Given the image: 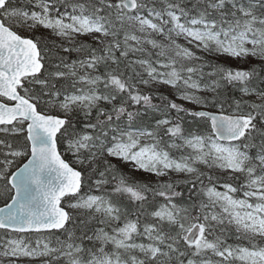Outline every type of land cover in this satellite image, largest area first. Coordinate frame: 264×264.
Wrapping results in <instances>:
<instances>
[{
    "label": "snow or ice",
    "instance_id": "6c2138e0",
    "mask_svg": "<svg viewBox=\"0 0 264 264\" xmlns=\"http://www.w3.org/2000/svg\"><path fill=\"white\" fill-rule=\"evenodd\" d=\"M0 181V264H264V0H0Z\"/></svg>",
    "mask_w": 264,
    "mask_h": 264
},
{
    "label": "trees",
    "instance_id": "16d2710c",
    "mask_svg": "<svg viewBox=\"0 0 264 264\" xmlns=\"http://www.w3.org/2000/svg\"><path fill=\"white\" fill-rule=\"evenodd\" d=\"M20 2L21 3H23L24 2V0H20ZM37 35H43V36H45V37H47V36H49L50 35V33H48V32H44L43 31V29H40L39 31H38V33H37ZM160 39H162V38H160ZM83 41H86V42H89V43H92L90 40H88V39H82ZM93 44V43H92ZM93 46H95V44H93ZM149 51H152V49L150 48V46H148V48H147ZM210 59H211V57H209ZM220 61L221 62H223V63H225L226 65H229V66H231V67H233V68H244V69H251V68H253V67H255L256 69H257V71H259L260 70V65H261V62L260 61H257V60H253V59H248L247 60V62L246 63H244L243 65H241V66H235V65H232V64H230V63H226V62H224L223 60H221L220 59ZM214 62H215V60H214ZM145 91H147L148 89H144ZM152 91H153V94L154 95H157V96H167V97H169L170 99H175L176 100V102L177 103H181V104H184V106L186 107V108H189V109H194V107L193 106H190L188 103H185L184 101H182V100H179V99H177V94H176V92H175V89H173V90H170V91H168V90H164V89H161V88H154V89H152ZM203 94V93H202ZM206 95H209V96H211V94L209 93V94H206ZM229 95H233V96H235V97H239L240 96V93L239 92H232L231 90H230V92L229 93H227L226 94V98H227V96H229ZM154 102H159L158 100L157 101H154ZM228 106H227V104L225 105V108H227ZM209 108H212V107H209ZM213 109H215V108H213ZM190 119V118H189ZM195 128H196V125L194 124L193 125V130H195ZM20 139L22 140L23 139V137H20ZM60 150H61V152L63 153V147H61L60 148ZM65 158L68 160V161H70V162H73V157L70 155V154H67V153H65ZM112 160V159H111ZM112 163L113 164H115L116 166H117V169L119 170V172L120 173H122L125 177H127V178H129V179H135V180H138L139 182H141V183H144V182H149V181H147V180H144V179H142V178H136V177H133L132 175H130L127 171H125V170H123L114 160H112ZM74 166H76V167H79L78 165H75V164H73ZM202 170L203 171H209L207 168H204L203 166H202ZM217 171H218V169L217 170H215L213 173H212V175H213V177H214V179L216 178V177H219L220 179H219V184H221V182L223 181H225L224 179H223V177H221L218 173H217ZM171 179L173 180V181H176V180H178V178H175V177H171ZM168 180V179H167ZM180 180H182V179H180ZM239 183H242V182H240L239 181ZM3 184H4V182L3 181H0V204H2V203H4V202H6V199H5V192H4V188H3ZM218 184V185H219ZM85 190H87L88 191V187L87 186H85V189H84V191ZM177 190H180V191H184L185 192V194H187V188L186 187H182V188H178ZM64 204H65V206L67 205V201H64ZM73 215L75 216V215H77V213H73ZM68 228H69V230H73L74 231V234L77 236V237H79L80 236V231L79 230H76V229H78L79 228V224H78V221L77 220H73L72 221V223H70L69 225H68ZM3 232V230H0V233H2ZM56 237H59L61 240H64V239H66V237H67V233H65V232H62V231H56V230H53V233L51 234V236L49 237L51 240H52V243H54L55 244V238ZM36 237L35 236H33V237H31V239H35ZM54 241V242H53ZM235 242V237H232V239H230L229 240V243H234ZM25 264H29V262L28 261H25ZM31 264H40V263H38V261H31Z\"/></svg>",
    "mask_w": 264,
    "mask_h": 264
},
{
    "label": "rangeland",
    "instance_id": "374dc122",
    "mask_svg": "<svg viewBox=\"0 0 264 264\" xmlns=\"http://www.w3.org/2000/svg\"><path fill=\"white\" fill-rule=\"evenodd\" d=\"M43 31L49 33L48 30L43 29ZM81 39H88V40H90L91 42H93L95 44V42L92 41L90 37L85 36V37H82ZM178 43L185 44L186 42L181 37V38H178ZM145 47L148 48V45H145ZM202 55H206V54H202ZM220 59L225 61V62H227V63L235 65V66H241L244 63H246L245 61H238V60H234V59H225L223 57H221ZM248 59H253V60L260 61L258 58H253V57H249ZM154 88H161V89L168 90V91L173 90L172 88H170L168 86H165V85H153L152 89H154ZM185 103H188V102H185ZM188 104L190 106H193L194 108H198V106L195 105V104H191V103H188ZM110 159L114 160L123 170L127 171L133 177L142 178V179L147 180V181H157V180L161 179V178L155 177L154 175H151L149 173H145V172L139 171V170H134L133 165L131 163H125V162L120 161V160L115 159V158H110ZM218 171H219V174L222 177H225V178L228 177V173L226 171L219 170V169H218ZM172 176L175 177V178H178V179H184L185 178L183 175H177L176 173H171L170 177H163V179L167 180V179L171 178ZM220 190H223V189L220 188ZM85 192H87V190H85ZM52 246L55 247L56 244L52 243ZM33 261H38V263H41V261L39 259H36V260H33Z\"/></svg>",
    "mask_w": 264,
    "mask_h": 264
},
{
    "label": "water",
    "instance_id": "95a60500",
    "mask_svg": "<svg viewBox=\"0 0 264 264\" xmlns=\"http://www.w3.org/2000/svg\"><path fill=\"white\" fill-rule=\"evenodd\" d=\"M210 111H213V110H210ZM4 204L0 205V207H2Z\"/></svg>",
    "mask_w": 264,
    "mask_h": 264
}]
</instances>
